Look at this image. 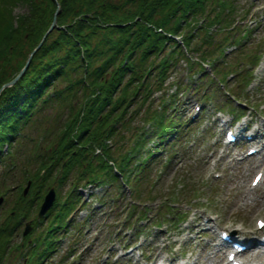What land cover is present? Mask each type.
<instances>
[{"label":"rangeland","instance_id":"obj_1","mask_svg":"<svg viewBox=\"0 0 264 264\" xmlns=\"http://www.w3.org/2000/svg\"><path fill=\"white\" fill-rule=\"evenodd\" d=\"M237 3L239 8L251 13L249 19H242L244 12L240 11L241 17L238 15L235 24L238 28L231 31L232 40L224 43L220 40L222 32L230 30L229 27L216 32L209 46L203 42L205 33L196 35L191 44L195 52L179 45L165 62H161L162 55L154 53L150 57V75L136 99L135 110L130 109L128 125L107 141L118 167L122 155L130 153L127 164L125 162L121 168L123 173L118 171V180H108L107 185L76 190L71 200L76 202L78 198L80 203L69 214L64 228L57 225L53 229L50 223L60 211L61 202L68 198L73 183L79 186L86 181L78 179L81 166H77L63 184L55 180L59 169L55 166L52 169L55 179L32 193V181L27 174L38 169L46 154L52 155L54 144L65 130L63 122L70 119L67 101L53 102L38 112L24 126V133L18 134L10 147H4L6 151L0 155V225L5 224L13 233L11 248L2 264H30L27 251L36 248L41 254L45 244L37 242L36 238L44 237L48 231L54 232L56 245L47 249L43 262L37 259V263L156 264L163 259L164 264H169L168 259L173 256L186 259L199 253L202 257L211 252L215 254L218 248H208L206 244L220 242L221 231L230 234L237 228L251 232L249 238L254 237L252 231L259 230L257 221H264V178L255 188L252 181L255 174L263 170L264 163L260 155L246 156L250 148H255V143L246 144L235 133L239 141L226 144L225 134L230 129L237 132L240 126L250 131L252 126L264 121V0H237ZM208 9L211 10L210 6ZM25 11L26 8L19 5L14 15ZM245 31L243 44L234 49L233 38L243 37ZM185 32L186 29L183 34ZM223 46L230 51L228 59L213 68L222 58ZM214 48L212 56H203ZM170 50L167 48L164 54ZM262 53L251 74L254 68L251 60ZM203 69L206 75L201 79L198 76L200 81L193 78ZM230 73L234 75L227 77ZM249 81L251 84L247 87ZM204 83L212 84L209 93L216 94L207 103L203 99ZM226 91L237 95L240 103ZM233 109H236L235 114ZM170 120L175 126L176 121H181L175 128L176 133L158 141L160 133L156 125L166 121L168 124ZM251 122L253 124L247 126ZM163 128L166 125L161 130ZM94 150L98 154L99 146ZM148 155L153 158L147 159V165H138ZM243 157L247 159L243 166L236 165ZM68 159L66 155L61 164H66ZM28 182L31 185L22 206L29 209V213L15 229L13 210L18 207L20 193ZM51 188L55 190V203L58 194L61 201L53 215L39 216L40 206ZM199 220V226L193 229L192 225L197 226ZM203 220L211 222L202 225ZM27 223L31 230L24 235ZM155 239L157 249L152 248ZM17 244L23 246L22 253L15 250ZM248 254L241 257L247 259ZM217 255L220 260H226V251Z\"/></svg>","mask_w":264,"mask_h":264},{"label":"trees","instance_id":"obj_2","mask_svg":"<svg viewBox=\"0 0 264 264\" xmlns=\"http://www.w3.org/2000/svg\"><path fill=\"white\" fill-rule=\"evenodd\" d=\"M19 5L26 11L15 16L14 10ZM214 9L217 11L213 12ZM241 9L237 0H0V89L20 72L56 16V26L24 74L0 93V155L45 107L62 101L70 106V119L63 122L65 130L54 144L52 155L41 156L44 159L38 169L27 174L32 181V193L55 179L52 170L55 166L59 167L55 180L61 184L77 166L82 168H78V179L86 181L79 186L73 183L68 198L61 202L60 211L50 223L51 228L65 227L69 214L80 203L78 198V202L71 200L76 190L107 185L108 180L115 182L118 173H123L121 168L125 162L127 164L130 153L122 155L118 167L107 141L128 125L130 109L135 110L136 99L150 75V57L156 53L162 55L161 62H165L179 48L174 38L178 35L182 36L184 46L193 52L196 50L191 44L198 34L205 33L203 42L209 46L216 32L230 27L222 32L220 40L223 43L232 40L231 31L238 28L235 24ZM248 15L249 11H244L242 19H247ZM246 34L247 31L243 35ZM238 37L241 38L237 35L233 41L240 45ZM167 48L171 50L164 54ZM224 52L223 46L220 57H227ZM214 53L215 48L203 56L208 58ZM260 56L255 55L252 63L256 65ZM219 63L213 67H219ZM209 86L212 89V85ZM212 95L207 97L210 99ZM166 123L161 124L166 125L162 130L161 125H156L160 142L166 135L176 133L173 120ZM88 145L95 146L94 149L99 146V153L96 154L93 147L87 148ZM66 155L69 159L61 164ZM150 156L141 159L138 165H147ZM20 197L18 207L13 210L15 229L29 213V209L22 206L26 197L24 190ZM57 197L47 217L53 215L61 201L59 194ZM12 233L5 224L0 225V264L11 248ZM36 241L45 244V248L41 254L36 248L27 251L30 264H42L36 260L43 262L47 249L56 245L54 232L48 231L44 237L39 235ZM22 247L17 244L15 250L22 253Z\"/></svg>","mask_w":264,"mask_h":264},{"label":"bare ground","instance_id":"obj_3","mask_svg":"<svg viewBox=\"0 0 264 264\" xmlns=\"http://www.w3.org/2000/svg\"><path fill=\"white\" fill-rule=\"evenodd\" d=\"M253 124V122L249 123L247 126H251ZM238 135L240 136V138L242 140H244L247 143H255V147L259 149V152L257 153V155L261 156V162L264 163V121H259L258 124L256 126H252L251 130H246L244 126H240L238 128ZM248 156V155H246ZM223 158V157H222ZM247 161L246 157H243L242 160H238L236 161V165L238 166H243V163H245ZM257 167H260V165H257ZM259 172H264V168L263 170H260ZM264 202V200H263ZM201 219V218H200ZM200 220L198 221V225L196 226L195 223L192 225L193 229H196L199 224H200ZM202 225H206L208 223H210L211 221L209 220H203ZM201 226V225H200ZM209 229H211V226L209 227ZM260 230V229H259ZM252 231V234L254 235L253 238H249V235L251 232H244L241 229H232L230 231V233L232 234V238L234 240H241L243 242H245V244H247L248 246L254 247L251 248L252 250L255 249L254 252H252L251 254H248V258L247 259H243L241 258V262L243 264H264V246L261 243V235L264 234V232L261 229L260 231ZM225 233V231H221L220 234ZM238 233V234H237ZM240 242V241H239ZM157 240H153L152 242V248L157 249L158 248V244L156 246ZM208 245V248H218V250L215 252V254L213 252L208 253L207 256L202 257L201 253H199V255L193 257V255H191L189 258L186 259H182L178 256H173L171 258L168 259L169 264H173V263H178V264H228L227 260L223 261L220 260V256L218 257V253L221 251L223 254L225 251H227L228 249L231 248V246L227 243H222L220 242H214V245L212 243H207L206 246ZM225 249V250H224ZM203 253L205 252V250L203 249L202 251ZM249 253V252H248ZM245 254V253H244ZM215 257V258H214ZM218 257V259H216ZM193 258V259H192ZM175 263V264H176Z\"/></svg>","mask_w":264,"mask_h":264},{"label":"water","instance_id":"obj_4","mask_svg":"<svg viewBox=\"0 0 264 264\" xmlns=\"http://www.w3.org/2000/svg\"><path fill=\"white\" fill-rule=\"evenodd\" d=\"M58 10H59V6H58V8L56 10V13H58ZM55 26H56V16H55V18H54L49 30L43 36L41 42L37 45V47L29 55V57H28L25 65L23 66V68L20 70V72L11 81H9L8 83H6V84H4L2 86V88L0 89V93H1V91L4 88L12 86L13 84H15L19 80V78L24 74V72L26 71V69L29 66V63H30L31 59L33 58L35 53L40 49V47L43 44L44 40L46 39L47 35H49L52 32V30H53V28ZM30 185H31V182H28V185H27V187L24 190V195H26L28 193ZM55 198H56L55 190H54V188H51L48 191V193L45 195V197H44L43 203L41 204V207H40V210H39V216H43L52 207V205H53V203L55 201ZM1 200H2V198L0 199V201ZM30 230H31V226H30L29 223H27L23 234L27 235Z\"/></svg>","mask_w":264,"mask_h":264},{"label":"snow or ice","instance_id":"obj_5","mask_svg":"<svg viewBox=\"0 0 264 264\" xmlns=\"http://www.w3.org/2000/svg\"><path fill=\"white\" fill-rule=\"evenodd\" d=\"M261 227H264V223L261 224Z\"/></svg>","mask_w":264,"mask_h":264}]
</instances>
